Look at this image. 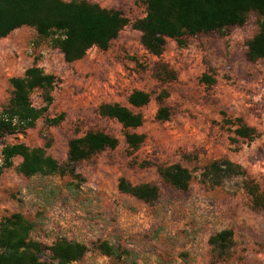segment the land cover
Listing matches in <instances>:
<instances>
[{"label": "rangeland", "instance_id": "obj_1", "mask_svg": "<svg viewBox=\"0 0 264 264\" xmlns=\"http://www.w3.org/2000/svg\"><path fill=\"white\" fill-rule=\"evenodd\" d=\"M87 1L130 20L107 50L92 47L68 63L53 36H39L31 26L0 40V112L13 96L11 79L35 63L58 79L35 127L0 137V223L21 212L34 223L32 237L47 247L60 236L86 244L85 256L70 264H264V58L248 57L261 15L253 11L243 26L185 37L182 46L168 39L156 56L133 28L146 16V0ZM135 90L148 92L151 100L139 109L143 125L130 130L145 137L133 150L127 130L99 109L112 103L131 107ZM32 102L45 106L40 91ZM163 106L170 113L166 120L157 116ZM240 126L254 129L255 138L240 137ZM89 131H104L119 144L81 162L74 174L26 177L18 171L21 157L11 167L2 161L6 145L22 143L46 147L64 163L69 141ZM221 161L240 166V172L212 168ZM174 164L190 170L188 190L161 177L159 168ZM121 178L156 185L158 199L144 203L122 193ZM228 229L230 256L217 260L209 239ZM103 241L117 253L103 254ZM43 260L58 264L49 250Z\"/></svg>", "mask_w": 264, "mask_h": 264}, {"label": "trees", "instance_id": "obj_2", "mask_svg": "<svg viewBox=\"0 0 264 264\" xmlns=\"http://www.w3.org/2000/svg\"><path fill=\"white\" fill-rule=\"evenodd\" d=\"M146 4V16L135 21L133 28L142 33L141 42L153 55L163 53L168 39H174L182 46L188 36L243 26L249 14L255 11L261 15L262 23L259 32L248 43V57L252 60L264 58V0H146ZM129 24V18L122 11L87 0H0V40L23 26L34 27L39 36H53L55 46L68 63L82 59L92 47L107 50ZM57 80L55 75L46 74L36 63L26 69L22 77L12 78L13 96L9 106L0 112V137L35 127L53 100L51 93ZM35 91L41 92L45 103L42 108L33 105L32 94ZM150 100L148 92L135 90L128 98L131 107L119 103L100 106L102 116L117 120L127 130L126 141L133 150L143 143L145 137L130 130L143 125L144 116L139 109ZM169 115V109L163 106L157 116L166 120ZM63 117L54 122L59 123ZM236 133L248 139L256 136L254 129L247 126H240ZM118 144L116 137L104 131H89L69 141L68 157L64 163L48 154L46 147L30 148L22 143L6 145L1 156L6 167L13 165L15 157H21L18 171L26 177L65 176L74 174L81 162L106 149H115ZM222 167L228 174L241 170L230 161L212 165L214 169ZM159 173L176 189L188 190L192 178L188 168L174 164L159 168ZM118 188L144 203H153L159 197V188L150 183L134 185L121 178ZM251 194L256 198L259 196L255 190H251ZM33 229L34 223L21 212L2 220L0 264H46L43 257L47 250L51 252L53 261L70 264L81 260L88 251L86 244L66 237L57 238L47 247L32 237ZM232 239L233 231L230 229L209 239L215 259L224 260L230 256ZM99 249L107 256L117 253V249L107 241L99 242Z\"/></svg>", "mask_w": 264, "mask_h": 264}, {"label": "built area", "instance_id": "obj_3", "mask_svg": "<svg viewBox=\"0 0 264 264\" xmlns=\"http://www.w3.org/2000/svg\"><path fill=\"white\" fill-rule=\"evenodd\" d=\"M60 237H66V238H68V239H70V240H74V239H71V238H69V237H67V236H60ZM59 237V238H60ZM77 241V240H76ZM79 242V241H78ZM82 243V242H81Z\"/></svg>", "mask_w": 264, "mask_h": 264}]
</instances>
